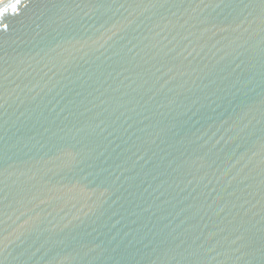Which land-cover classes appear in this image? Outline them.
<instances>
[{
    "label": "water",
    "instance_id": "water-1",
    "mask_svg": "<svg viewBox=\"0 0 264 264\" xmlns=\"http://www.w3.org/2000/svg\"><path fill=\"white\" fill-rule=\"evenodd\" d=\"M0 23V264H264V0Z\"/></svg>",
    "mask_w": 264,
    "mask_h": 264
},
{
    "label": "snow or ice",
    "instance_id": "snow-or-ice-1",
    "mask_svg": "<svg viewBox=\"0 0 264 264\" xmlns=\"http://www.w3.org/2000/svg\"><path fill=\"white\" fill-rule=\"evenodd\" d=\"M21 0H15L14 3L8 4L6 7L0 8V17H4L9 14H17L18 12V5L20 4ZM0 3H2V0H0ZM0 27H2L4 30H7L8 25L6 23H0Z\"/></svg>",
    "mask_w": 264,
    "mask_h": 264
}]
</instances>
